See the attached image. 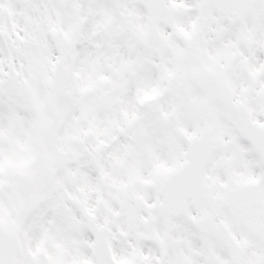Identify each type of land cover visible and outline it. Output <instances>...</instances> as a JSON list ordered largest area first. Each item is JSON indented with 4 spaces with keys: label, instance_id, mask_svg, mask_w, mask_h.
I'll return each instance as SVG.
<instances>
[{
    "label": "snow or ice",
    "instance_id": "snow-or-ice-1",
    "mask_svg": "<svg viewBox=\"0 0 264 264\" xmlns=\"http://www.w3.org/2000/svg\"><path fill=\"white\" fill-rule=\"evenodd\" d=\"M0 264H264V0H0Z\"/></svg>",
    "mask_w": 264,
    "mask_h": 264
}]
</instances>
